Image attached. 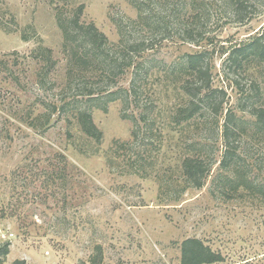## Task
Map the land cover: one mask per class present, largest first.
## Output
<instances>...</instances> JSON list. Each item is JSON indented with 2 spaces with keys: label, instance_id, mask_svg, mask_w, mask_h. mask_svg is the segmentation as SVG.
Returning a JSON list of instances; mask_svg holds the SVG:
<instances>
[{
  "label": "rangeland",
  "instance_id": "obj_1",
  "mask_svg": "<svg viewBox=\"0 0 264 264\" xmlns=\"http://www.w3.org/2000/svg\"><path fill=\"white\" fill-rule=\"evenodd\" d=\"M154 1L161 5L154 12L160 20L151 23L145 48L136 54L114 47L120 40L117 22L126 24L132 40L141 34V27L135 29L139 33L129 28V20L137 18L129 0H0V244L10 249L3 264H181L188 239L203 241L223 257L214 264H264V134L239 144L245 153L242 171L262 192L227 186L219 134L229 110L246 119L249 134L257 121L233 83L245 85L248 77L233 71L227 77L225 62L232 49L263 33L264 0H250L252 14L244 22L223 0H195L199 45L181 28L190 0ZM56 7L65 16L84 7L82 22L108 38L111 56L126 55L122 65L133 62L104 80H90L101 93L128 91L127 101L125 92L108 104L87 102L80 91L63 93L69 65ZM40 44L52 51L56 66L36 58ZM204 50L210 53L214 87L226 92L225 112L219 119L176 122L183 76L172 75L171 67ZM91 67L82 72L92 75ZM71 80L86 81L75 70ZM54 96L71 101L67 113L56 115L46 131L44 120L32 130L29 115ZM78 109L91 110L103 133L100 144L72 117ZM196 142L210 166L200 189L182 184L181 161L201 149L191 144Z\"/></svg>",
  "mask_w": 264,
  "mask_h": 264
},
{
  "label": "trees",
  "instance_id": "obj_2",
  "mask_svg": "<svg viewBox=\"0 0 264 264\" xmlns=\"http://www.w3.org/2000/svg\"><path fill=\"white\" fill-rule=\"evenodd\" d=\"M196 2L195 0L189 1L186 9L187 15L183 20L186 26H181V28L183 30L185 28L183 32L190 38L189 42L191 44L199 45V41L195 39L197 37L195 28L198 26L197 23L201 21V16L197 14L198 4ZM249 2L250 0H223V3L233 10L232 14L238 22H244L246 18H249L247 16L252 14L253 7ZM129 3L137 11V18L129 20V28L131 31L133 29V32L139 33L135 29L141 27V34H137V38L135 37L132 40L131 37L126 35V24L117 22L120 40L114 47L119 50L122 49L123 52L132 50L136 54L142 53V49L145 48V46L141 48L145 43L144 35L153 27V24L156 23L157 25L159 22L160 18L156 17L154 12H157L156 10L161 5L154 0H129ZM77 10L76 14L65 16L56 7V21L63 33L64 52L67 55L69 65L66 84L62 89L63 93L66 94L69 90V92L74 91L76 95L80 91L78 96L86 98L87 102H96L104 99L106 104H108L122 99L119 92H125L126 94L128 93L125 99L127 101L130 94L126 90L117 89L113 92L105 91V93H101L94 89V85L91 86L90 80L96 78L104 80L117 68L119 70L121 66H124L125 70L131 68L133 62L129 61L126 65H122L125 62L120 61H126V55L117 57L118 54L115 53L116 58L111 56L112 50L109 49L110 42L108 38L94 24L82 22L84 7H80ZM148 24L149 28L146 27ZM22 38L25 42L30 41L26 34H23ZM38 51L41 53L36 58H39L38 60L42 62L52 63L51 68L54 67L55 62L52 58V51L42 44L39 45ZM42 57L44 59H41ZM209 57L210 53L207 50L187 54L180 63L171 67L170 73L172 75L183 76L180 89L182 92L181 102L176 105L174 111L176 122H191L198 117L201 121H206L207 117L210 116H215L218 119L223 116L226 92L215 88L213 85V69ZM225 63V75L227 77L231 71L244 73L248 77L245 85H242L237 80H233V83L241 94L244 103L253 106L250 116H254L257 121L252 134H249L245 127L247 125L246 119L242 118L240 120L237 114L230 110L225 114L224 123L219 127L220 138L224 143L221 166L223 170L229 172V175L224 177L223 180L235 192L255 188L256 191L262 192L263 187L253 185L247 174L242 171L245 153L241 152L240 149L242 147L239 144L244 141L245 143L249 142V139L264 134V81H262V77L264 78V31L260 36L254 38L251 43L232 49L228 53ZM89 66H92V75L82 72L87 70ZM140 66H142V63L136 65L135 73L137 72L138 74ZM93 67H95L96 71L93 70ZM124 69H122V73ZM74 70L77 72V76L82 75V78L86 81L81 83L72 81V72ZM134 83L130 91L136 96L137 92ZM54 98L44 102L43 106H41L43 107L42 111L29 115L27 124L32 130H38L36 124L44 120L42 130L46 131L54 125V117L56 115L60 119L61 115L67 113L68 110L66 109L70 107L71 101H66V98L63 99V97L58 98V96H54ZM63 101L65 103H62ZM259 101L262 102V105L255 106L256 102ZM144 110L145 112L141 114L142 121L147 124V109ZM72 117L78 121L82 132L87 138L98 144L102 142L103 133L96 127L90 109H78ZM138 130L132 132L133 142L138 139ZM123 144L125 143H117L121 148L125 147ZM191 144L201 149L189 153L182 159L181 165L184 177V183L182 182V184L200 189L204 186L210 174V166L202 155L203 146L198 142ZM190 147L192 148V145ZM9 253V244H0V264L4 263ZM181 255V264H214L223 261V257L220 254L214 252L212 248L199 239L184 241L181 247ZM14 264H27V262L18 260Z\"/></svg>",
  "mask_w": 264,
  "mask_h": 264
}]
</instances>
